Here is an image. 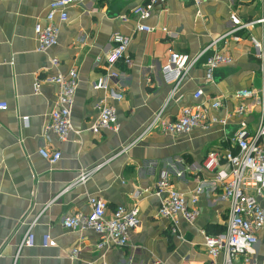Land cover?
<instances>
[{"label": "crops", "instance_id": "1", "mask_svg": "<svg viewBox=\"0 0 264 264\" xmlns=\"http://www.w3.org/2000/svg\"><path fill=\"white\" fill-rule=\"evenodd\" d=\"M50 1L0 0V102L7 105L0 110V264H206L200 231H222L228 204L219 198L214 173L201 165L207 152L233 147L231 138L237 131L256 129L257 101L244 99L247 110L242 115L233 111L239 104L235 91H264V59L253 56L247 40L249 35L264 37V22L238 32L239 41L226 37L206 50L170 99L172 84L163 79L161 69L171 52L193 56L221 36L230 26V13L242 21L264 19V0H203L198 8L190 0H166L144 20L153 28L149 33L135 29L132 14L148 0H72L67 20L57 22V43L39 52L33 28L37 22L44 24ZM114 34L128 39L131 59L130 65L116 64L122 97L109 101L118 129L92 134L94 104L101 96L92 83L104 72L103 57ZM215 50L228 53L232 62L215 69L213 82H208L203 63ZM51 59H56V66ZM71 69L78 74L70 113L73 131L59 141L45 131L57 92L47 79ZM35 80L40 83L37 92ZM197 89L202 95L194 99ZM213 100L221 106L207 107L208 115L225 119L224 125L211 123L180 135L157 129L143 134L162 107L163 116L173 120L181 107ZM40 149L59 151V160L50 165L38 154ZM99 164L84 184L69 186L81 171ZM163 172L173 189L185 195L198 182L203 188L195 205L198 217L193 224L180 219L176 235L157 215L156 183ZM89 196L106 202V216L118 206L137 208L140 222L129 232L127 245L99 249V237L92 230L62 227L64 217L89 212ZM259 202L264 208V197ZM32 222L35 243L23 247L14 261ZM43 234L55 245L42 247ZM76 247L79 253L72 256ZM233 264H264V227L251 251L235 256Z\"/></svg>", "mask_w": 264, "mask_h": 264}, {"label": "built area", "instance_id": "2", "mask_svg": "<svg viewBox=\"0 0 264 264\" xmlns=\"http://www.w3.org/2000/svg\"><path fill=\"white\" fill-rule=\"evenodd\" d=\"M71 1L51 0L49 2L44 24L37 22L33 28L37 51L45 52L57 43L59 30L57 22L62 23L67 20L66 9ZM165 1L148 0L144 4L134 7L132 14L136 19L135 29L140 32H151L153 28L143 22L150 16L155 5H162ZM190 1L198 8L203 0ZM263 22L264 19L242 21L235 13H230L229 28L199 53L189 56L184 53L171 52L161 69L163 79L172 84L168 99L173 96L178 85L197 65L206 50L216 47L226 37L239 41L241 37L238 32ZM247 40L253 56L258 60H263L264 37L249 35ZM111 42L110 50L103 57L104 72L92 83V89L101 93L94 104L97 115L89 126V131L92 134H98L104 130L115 132L118 129L116 111L109 101L118 100L122 97L116 64L122 61L130 65L131 59L127 53L128 39L126 37L114 34L111 36ZM97 61L98 59H96ZM231 62L232 57L228 53L215 50L203 63L206 81L213 82L215 69ZM51 64L56 66V59H51ZM47 81L56 86L57 92L45 131H51L59 141H64L67 135L73 131L70 113L78 84V74L75 69H71L66 74L57 73L49 77ZM39 86V80H35L33 83L34 92L38 91ZM201 95L202 90L197 89L193 98L198 99ZM235 97L239 99V104L233 111L235 115H242L246 112L247 105L243 102L244 99L257 101L259 104L257 126L253 133L244 130L237 131L231 138L233 147L211 150L207 152L202 161L201 168L207 173H214L215 182L220 187V200L228 204L225 227L222 231L215 234L200 231L202 245L208 255L206 264H233L235 256L251 251L257 242V232L264 227V208L259 202V198L264 197V91L239 89L235 91ZM220 106L219 100L210 101L208 105H186L180 108L173 120H168L163 116L162 107L152 116L144 128L143 134L157 129L164 134L180 135L187 134L196 127L207 128L211 123L224 125L225 119L218 120L208 115V108L218 109ZM6 107V103L0 102V110L6 109ZM22 120L27 121V117H23ZM38 154L50 165L56 163L60 158V152L57 150L40 149ZM100 165H96L90 170L81 171L69 186L84 184L89 175L95 172ZM220 165H223L224 169L219 170ZM176 175L179 176L180 173ZM202 191V184L198 182L185 195L173 189L167 172L161 174L156 183L155 192L160 198L157 215L168 221L172 235L178 233L180 219L188 224L194 223L199 215L195 205ZM88 205L90 209L87 214L76 213L64 217L61 221L62 227L70 230L80 228L92 230L99 237V242L96 245L99 249L108 244L118 247L127 245L129 232L140 222L137 208L118 206L106 216V202L102 198L89 196ZM33 226L34 222L27 226L17 245L14 261L23 247L34 245ZM40 245L42 247L54 246L55 241L49 234H43L40 238ZM70 253L72 256H76L79 249L76 247ZM87 264H106V262H89Z\"/></svg>", "mask_w": 264, "mask_h": 264}, {"label": "trees", "instance_id": "3", "mask_svg": "<svg viewBox=\"0 0 264 264\" xmlns=\"http://www.w3.org/2000/svg\"><path fill=\"white\" fill-rule=\"evenodd\" d=\"M218 232H220V231H217L216 233H218ZM209 234H211V233H209Z\"/></svg>", "mask_w": 264, "mask_h": 264}]
</instances>
